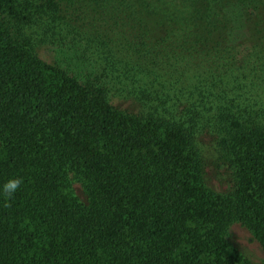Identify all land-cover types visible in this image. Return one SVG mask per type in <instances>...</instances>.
Wrapping results in <instances>:
<instances>
[{"label":"trees","instance_id":"1","mask_svg":"<svg viewBox=\"0 0 264 264\" xmlns=\"http://www.w3.org/2000/svg\"><path fill=\"white\" fill-rule=\"evenodd\" d=\"M12 178L0 264H264V0H0Z\"/></svg>","mask_w":264,"mask_h":264},{"label":"rangeland","instance_id":"2","mask_svg":"<svg viewBox=\"0 0 264 264\" xmlns=\"http://www.w3.org/2000/svg\"><path fill=\"white\" fill-rule=\"evenodd\" d=\"M205 139L207 141L208 137H206ZM206 143L207 148L211 151L209 140ZM207 170L210 181L215 185V187H217L218 189L226 188V175L228 174V172L224 169V167L219 168L211 164V166H209ZM231 232L239 247L246 254L253 257L254 259L261 260V258L263 257L261 246L247 227H245L240 222H235L231 226Z\"/></svg>","mask_w":264,"mask_h":264},{"label":"clouds","instance_id":"3","mask_svg":"<svg viewBox=\"0 0 264 264\" xmlns=\"http://www.w3.org/2000/svg\"><path fill=\"white\" fill-rule=\"evenodd\" d=\"M21 183L22 180L19 178L9 179L2 185V189H0V191H2V193L7 198H11L15 194V192L19 189Z\"/></svg>","mask_w":264,"mask_h":264}]
</instances>
